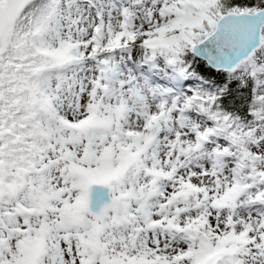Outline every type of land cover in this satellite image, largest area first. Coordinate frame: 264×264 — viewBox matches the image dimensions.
<instances>
[{
    "label": "snow or ice",
    "instance_id": "6c2138e0",
    "mask_svg": "<svg viewBox=\"0 0 264 264\" xmlns=\"http://www.w3.org/2000/svg\"><path fill=\"white\" fill-rule=\"evenodd\" d=\"M0 264H264V0H0Z\"/></svg>",
    "mask_w": 264,
    "mask_h": 264
}]
</instances>
